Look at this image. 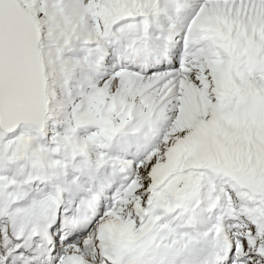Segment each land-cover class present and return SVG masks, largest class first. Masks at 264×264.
Instances as JSON below:
<instances>
[{
  "label": "snow or ice",
  "instance_id": "1",
  "mask_svg": "<svg viewBox=\"0 0 264 264\" xmlns=\"http://www.w3.org/2000/svg\"><path fill=\"white\" fill-rule=\"evenodd\" d=\"M0 264H264V0H0Z\"/></svg>",
  "mask_w": 264,
  "mask_h": 264
}]
</instances>
